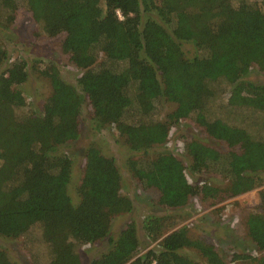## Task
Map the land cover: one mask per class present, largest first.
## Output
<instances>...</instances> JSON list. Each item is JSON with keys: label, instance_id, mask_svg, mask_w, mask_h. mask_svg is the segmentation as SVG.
<instances>
[{"label": "trees", "instance_id": "1", "mask_svg": "<svg viewBox=\"0 0 264 264\" xmlns=\"http://www.w3.org/2000/svg\"><path fill=\"white\" fill-rule=\"evenodd\" d=\"M24 1L42 34L63 35L61 52L79 73L73 86L51 66L43 72L49 97L40 110L25 111V63L9 62L0 47V237H26L33 264H83L81 249L102 241L106 251L88 264H264V82L246 79L251 70L264 76V0ZM22 2L0 0V30ZM184 43L194 48L190 58ZM162 102L173 108L158 121ZM83 104L90 129L117 133L130 153L124 169L142 189L156 190L166 209L191 199L214 206L259 188L245 231L263 255L232 254L228 263L211 245L191 240L172 216L144 218V245L154 246L140 255L132 221L110 237L113 218L132 207L114 160L87 146L68 195L71 161L61 148L78 138ZM187 119L227 150L190 140L187 167L168 152L150 158L151 148ZM186 174L219 184L189 182ZM193 251L201 260L187 255ZM0 264H15L2 249Z\"/></svg>", "mask_w": 264, "mask_h": 264}, {"label": "rangeland", "instance_id": "2", "mask_svg": "<svg viewBox=\"0 0 264 264\" xmlns=\"http://www.w3.org/2000/svg\"><path fill=\"white\" fill-rule=\"evenodd\" d=\"M246 1L249 2L251 0ZM16 5L12 24L7 30H0V47L6 52L9 62L17 59L23 60L25 63L27 78L25 83L20 86L26 102L25 111L40 110L44 100L50 95V83L43 72L53 66L59 77L73 86H76L75 78L79 72L68 64L67 56L61 52L60 45L63 35L51 38L46 37L42 34L39 24L33 21L26 9L25 1L23 0L22 3ZM260 7L264 10V6ZM182 50L188 58L195 53L194 48L189 43L182 44ZM246 79L255 83L264 82V76L257 74L254 70L249 72ZM225 97L223 95L222 98ZM221 103H218V105H221ZM172 108L173 105L169 103H159L154 117L161 121ZM217 113L227 122L239 124V121L231 119L222 110L218 109ZM229 114L232 117L231 113ZM88 117V109L83 104L80 114L79 136L74 142L61 148V152L71 161L68 195L71 199L74 196L73 187L80 177L83 165V152L87 146L93 145L99 150L101 155L112 158L121 177V193L130 199L132 207L128 214L113 218L110 227V237H115L125 222L132 221L136 226L140 244L144 246L139 250L138 255H140L154 246L153 243L147 247L144 245L146 240L141 232L144 218L148 216H172L174 218H172L171 223L177 226H186L188 237L191 240H199L211 245L218 255L227 262L232 254L250 255L254 258L264 254V252L263 254H258L254 251L252 244L246 237L245 231L246 216L254 210L259 202V188L214 206H209L208 202L204 203L191 199L182 208L166 209L158 204V193L156 190L142 189L124 169V161L130 153L123 140L111 128H106L99 132L91 130ZM242 124L245 125L241 122ZM190 140H196L206 147L219 152L227 150L224 143L208 138L191 119H187L170 129L165 143L153 146L149 157L153 158L159 152H168L177 157L187 167L190 161L184 152V144ZM186 177L189 182L205 181L210 185L219 184L218 180L205 176L196 175L191 178L186 174ZM26 239V237L18 239L0 237V249L4 250L8 258L15 264H33L29 256L31 244ZM106 249L107 246L104 241L94 246H84L81 249L83 264H88L93 256L105 252ZM187 255L195 260H201L194 251L187 253ZM250 263V261L237 260L229 264Z\"/></svg>", "mask_w": 264, "mask_h": 264}]
</instances>
